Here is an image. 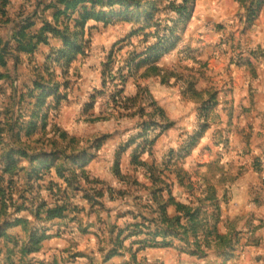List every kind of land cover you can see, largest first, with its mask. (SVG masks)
<instances>
[{
	"label": "rangeland",
	"instance_id": "1",
	"mask_svg": "<svg viewBox=\"0 0 264 264\" xmlns=\"http://www.w3.org/2000/svg\"><path fill=\"white\" fill-rule=\"evenodd\" d=\"M56 3L0 0V158L9 154L11 144L52 156L59 153V164L71 153L85 156L83 173L77 169L80 165L71 167L80 177L77 185L72 180L67 183L72 187L67 193L68 211L81 213L73 206L78 191L98 209L99 223L111 213L106 229L112 245L109 253L129 255V264H163L147 256L159 252L167 255L165 264H171V254L201 260L211 253H234L235 242L244 233L221 234L224 226L215 191L222 185L221 154L228 153L227 129L233 119L226 114L235 111L234 95L241 91V80L255 78L264 67V0H101L94 5L95 12L110 20L87 24L83 54L69 66L50 59L63 43L42 31L45 22L56 25L53 15L58 9L64 11ZM86 6L91 8L92 0ZM65 22L72 20L61 17L58 26ZM36 34L31 41L37 48L21 52ZM154 46L160 49L154 55L159 59L153 57L139 67L145 59L139 56ZM134 58L133 76L122 94L131 100L113 103L111 96L120 90L122 72L126 74ZM43 79L52 82L51 92L61 100L50 98V129L28 135L33 84ZM130 81L135 89L129 90L136 93L132 97L126 95ZM200 83L206 87L204 93L197 92ZM154 87L178 88L185 105L188 101L196 105L193 120L186 119L190 126L179 131L175 142L170 136L176 123L169 115L176 102L170 93L156 99ZM249 92L251 97L252 89ZM239 107L249 110L253 102L241 101ZM219 109H224V117ZM166 133L169 137L158 145ZM207 133L211 140L205 146L202 140ZM106 146L111 148L112 174L119 187L91 179L87 171ZM63 175L67 180L71 177L69 170ZM57 182L66 188V183ZM41 194L48 196L44 190ZM177 204L197 210L194 230L186 229L189 216L185 210L177 211ZM153 240L172 246H155Z\"/></svg>",
	"mask_w": 264,
	"mask_h": 264
},
{
	"label": "crops",
	"instance_id": "2",
	"mask_svg": "<svg viewBox=\"0 0 264 264\" xmlns=\"http://www.w3.org/2000/svg\"><path fill=\"white\" fill-rule=\"evenodd\" d=\"M258 42L261 43L260 37ZM214 73L215 76L219 74ZM209 74L213 75L212 72ZM258 74L255 78L241 80V91L234 95L235 111L226 114L233 119L227 129L228 153L225 151V154H221L220 166L225 169L221 179L222 185L215 191V196L220 202L224 226V232L221 234L229 236L235 231H242L243 237L235 242L237 247L234 253H211L201 260L185 254H171V264H213V259H219V264H264V67L258 70ZM130 88L135 89L132 81L129 82L126 93L132 97L136 93L129 90ZM197 88L198 93H204L206 89L202 83ZM250 89L253 93L251 97ZM151 90L157 95L156 99H159L161 94L170 93L176 102V109L169 115L176 123L170 136L172 142H175L174 138L177 139L179 131L190 126L186 119L193 120L196 105L191 101L185 105L178 88L165 91L161 87H154ZM246 100L253 102V107L249 110L239 107L241 101L246 105ZM219 113L225 116L224 109H219ZM166 135L167 133L159 139L158 145L162 146ZM210 140L211 137L207 133L202 141L206 146ZM167 141L169 142V138ZM110 150V146H106L101 157L91 162L87 171L91 179L119 187L112 174L113 157L110 159ZM199 151L200 148L197 152ZM197 152L193 153L192 162L195 161ZM99 159L103 162H99ZM75 195L73 206L78 207L81 213L73 215L71 210L66 213L65 218L48 223L47 234L50 238L42 243L38 252L21 255L19 250L27 241V233L22 226L8 229L6 235L16 240L18 247L15 248L13 243H7L0 238V264H129V255L112 256L109 253L112 245L106 229L109 228L107 221L112 218V214L107 213L106 220L99 223L98 209L92 208L89 202L82 198L81 192L75 191ZM105 202L109 206L113 205L108 199H105ZM27 215L32 220L27 212L21 214ZM147 256L150 260H160L163 264L168 262L167 255L160 252Z\"/></svg>",
	"mask_w": 264,
	"mask_h": 264
},
{
	"label": "trees",
	"instance_id": "3",
	"mask_svg": "<svg viewBox=\"0 0 264 264\" xmlns=\"http://www.w3.org/2000/svg\"><path fill=\"white\" fill-rule=\"evenodd\" d=\"M55 1L58 3H56V5L60 8L63 7L64 11L62 12V10L58 9L55 15H53L56 25L53 26L45 22L42 31H49L54 37L61 39L63 43V46L55 51L57 57L56 55L50 56V59L55 62L56 60L59 62L63 61V63H66V66H69L77 56L83 54L87 24L90 21L108 24L110 19L103 18L99 13L96 14L95 12L94 5L101 0H92L93 6L91 8L86 6L88 0ZM147 16L150 20L154 18L151 14ZM61 17H64L65 20H72V23L67 24L65 22L63 27L60 28L58 25L60 24L59 19ZM59 28L61 30H59ZM37 36L39 35H31L28 44L22 46L20 51L27 53L31 52L32 49H36L37 45L32 44L31 40ZM44 41L46 42V38H44ZM157 51H160L158 46L148 49L144 55L139 56H144L145 59L137 65L140 67L143 63L149 62L153 57H155V60L159 59L160 56H154ZM149 52H151V55H149ZM134 61L135 58L132 59L129 66L126 67V74L122 72L118 85L120 90L116 95L113 94L114 96H111L113 103L118 101L127 103L131 100L123 97L122 94L123 86L127 79L133 76V69L130 67ZM0 62L3 63V60H0ZM106 67L105 65V68ZM52 86L50 80L45 82L44 79L43 83L34 82L33 84V91L31 92V97L34 99L32 104L33 114L30 117L31 120L26 123V133L28 135L38 133V131L39 133L45 134V130L50 129L49 118L53 107L50 98L53 97L57 103L61 100L59 96H55L54 93L51 92ZM59 86L62 87V84L56 87L57 91ZM109 108L111 111L110 104ZM15 127L16 126H14V128ZM143 129L147 130L148 128L143 127ZM37 142H40V140ZM9 147L11 149L9 154L0 158V220H2V223L0 222V238H3L7 243H13L15 248L18 247L17 241L7 236L6 231L15 226H22L27 233V241L22 245L19 251L21 255H30L38 252L41 249L42 243L50 238L47 234L48 229L46 224L55 219L65 218L68 207H70L67 202V193L68 190L72 188L71 185L67 183L72 180L76 182L77 185L80 177L78 170L73 171L71 167L80 165L77 169L80 168L79 170L83 173L82 168L87 159L83 155L71 153L70 156H65V162L63 164H59L61 159L59 153H55L52 156L37 149L30 151L26 147L14 146V144L7 145V148ZM83 158L85 159L82 160ZM80 160H82L81 164ZM66 166L68 169H66ZM67 170H69V174L71 175L68 180L63 178V172ZM47 176L49 180L45 181ZM57 180L66 183V188H63L62 185L64 184L57 182ZM20 183H22V186H20ZM79 187L80 186H77L74 189H78ZM42 190L46 191L48 196H43V194H41ZM176 206L177 211L180 212V210H185V213L189 216L190 225L186 229L194 230L196 227L195 215L198 213L197 210H190L178 204ZM24 212L30 214L32 220L28 218V215L21 216ZM36 224L39 227L36 226ZM151 243H154L155 246H172L171 243L165 241L159 244L156 240H153ZM110 255L113 256L116 254L111 252Z\"/></svg>",
	"mask_w": 264,
	"mask_h": 264
}]
</instances>
